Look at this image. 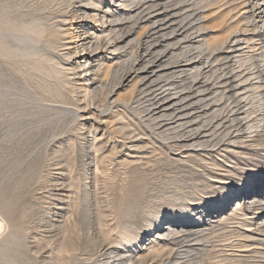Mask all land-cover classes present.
<instances>
[{"label":"rangeland","instance_id":"rangeland-1","mask_svg":"<svg viewBox=\"0 0 264 264\" xmlns=\"http://www.w3.org/2000/svg\"><path fill=\"white\" fill-rule=\"evenodd\" d=\"M2 1L0 0L2 9L8 8L9 4L14 6L15 10L12 8V12L9 13L15 20L18 19V15H25L29 11L28 7H32L33 10L43 9L45 13L47 12L46 14H49L51 10L50 14L46 15L49 18L53 17L51 19L53 21L50 22L52 24L62 22V29L67 30V23L62 17L69 12L70 3L78 0ZM102 1L107 2L108 0ZM83 2L88 3V0H83ZM254 4L251 3L249 9L253 17L255 15L253 20L257 24L256 30L264 34V17L258 10L262 7L261 1ZM57 15L58 17H56ZM89 23L94 25L92 21ZM214 39L220 38L218 36L210 37V40ZM262 39V46H264V35ZM135 40L136 38L133 36L128 40L129 42H126L128 52L133 47ZM68 41L70 40L62 41L58 51H53L58 55V58L61 57L59 61L65 68L64 82L56 79L44 83V85L37 83L27 77L28 70L23 68L18 71L16 65H8L0 57V74L2 75H0V219L4 225L0 231V264H100V261L105 258L102 255L106 249L112 247L138 255L141 251L149 248L150 242L154 241L152 237V239H144L148 232L146 229L149 221L159 219L160 215L157 213L161 210L179 211V208L175 206L183 204V196L193 192V188L196 190L204 186L203 182L197 180L201 179L199 174L208 179L211 172L229 175L231 173L228 170L232 168L233 171L236 170L232 173L235 176V182H237L235 185H250L249 190L252 191L243 197V203H245V199L247 200L244 205L245 209H249L253 200L261 199V204L257 205L261 211L256 213L255 210L249 209L248 212L253 213L250 217H256L251 222L253 224L251 230L256 238H261L260 240L264 244L262 232L264 230V58L261 60V51L244 49L242 54L240 53V55H244L242 58L246 61L243 68L246 78L233 79L236 80L234 85L241 87L239 90L232 91L233 89L223 84L220 85L219 77L222 76L223 69L218 68L219 72L215 67L221 66L222 63L212 64L211 69L217 70L216 74L213 73L214 71L213 74H207L211 69L202 72L201 78L204 77L203 80L208 81V85L207 83H198L199 73L195 69L193 71L197 70L195 73L198 74H194L192 71L188 76L190 79L188 82L186 81L188 79H185V82L170 77L169 80L163 78V81H157L158 84L150 83V81V84H147L148 81H146L138 87L131 83L119 88L116 87L117 77L115 76L117 75L113 74L118 70L116 65L119 64L115 57H119L122 51L113 55L102 52L109 57L108 64L114 67H112V73H91L92 75L89 74V78L87 77L90 81L84 82L80 80L82 75L84 77L82 70H72L73 72L69 70V68L71 69L70 62L68 58H65V55L72 49L67 46ZM122 53L124 54V52ZM203 57H205L204 54ZM182 58V56H177L175 61H182ZM198 66V64L194 65L195 68ZM5 67L7 68L5 69ZM238 67L235 65V68ZM238 71L236 70V73ZM158 86L159 88L176 89L177 91L175 90L174 93L183 94L181 98L188 96L196 98L193 102L199 101L200 96V100L206 99L212 104L214 102L211 100L221 96V98H230L231 94H236V98L246 96L244 98H249L250 102L252 101V107L254 106V113L248 120V126H253V130L249 131L248 126L246 127L244 124L245 128H242L243 131L239 135L242 137L241 140L235 139L237 142H230V144L235 143L237 147L242 148L235 150L229 157L224 151L220 152L218 147L215 149L213 147L205 149L204 147L201 149L204 152H200L199 148L198 155L195 153L198 148L193 146L182 149L183 146L177 145L175 142V140H182L181 133L177 136L175 131L166 133L161 129V125L165 124L164 121L166 122L168 119L167 116L176 120L182 114L170 115L171 113H167L166 117L161 116L163 119L158 116V119L161 120L157 119L155 122V116L148 110L152 106L150 102L152 103L151 99ZM81 88L87 89V92L81 91ZM115 88L116 91L112 93ZM219 91L224 92L225 95H220ZM195 92L198 93L195 94ZM198 94L200 95L198 96ZM86 99H89V102ZM227 114L228 112L224 113V115ZM243 117L245 116L241 115L240 118ZM185 122L188 120L185 119ZM197 127L194 125L193 128ZM224 143L228 144L225 141ZM189 151L191 152L187 154ZM206 152H209V155H206ZM204 157L208 159V162L203 161ZM212 157L222 166L214 167L212 160L210 161ZM204 191L208 194L205 196L206 199L209 196L211 198L215 196L213 194L215 192L211 189H204ZM224 192L227 190L223 191L219 188L216 194L221 196ZM215 199L222 201L224 198ZM241 199L242 196L233 198L224 210L217 214L211 213L212 215L205 217V221H209L210 218L212 220L217 218L216 220L220 221L224 220L223 218L228 214H234L233 208H237L234 201ZM211 209L212 207L207 208V210ZM174 215L176 216V214ZM174 215L169 216L172 218L171 222ZM241 217L239 216L238 219ZM82 218L83 220H81ZM236 226L239 225L233 223L226 231H232ZM241 228L244 227L241 226ZM128 232H134L136 236L141 237L138 243L131 245V249H125L121 245L124 235ZM213 244L214 249L217 250L219 245L226 243H220L217 238H212L208 248ZM256 247L252 246L251 249H256ZM259 248L264 250V246ZM220 249L222 248L220 247ZM208 253V251H202L199 259L204 260L203 262L207 261L210 254ZM250 256H253L254 263H264V255L252 253ZM217 263L220 264L219 261H215L213 264Z\"/></svg>","mask_w":264,"mask_h":264},{"label":"bare ground","instance_id":"bare-ground-1","mask_svg":"<svg viewBox=\"0 0 264 264\" xmlns=\"http://www.w3.org/2000/svg\"><path fill=\"white\" fill-rule=\"evenodd\" d=\"M78 1L73 3L68 1L70 3V10L65 14L66 16L62 17L64 18V22L66 21L65 23H67V30L62 29V22H54L55 24L51 23L53 17L49 18V16H46L50 14L51 10L49 11V14H46L47 12L45 13L43 9L36 8L33 10L32 7H28L29 11H27L25 15H18L19 17L16 15L18 19L15 20L9 13L12 12L14 6H10L9 3L8 8L5 6L6 9H2L0 6V57L4 59V61H6L5 63L8 65H16L18 71L23 68H25L26 71L28 70L27 77L37 83H43L44 85V83L55 81L56 79L57 81L61 80V82H64V77L66 75L65 68H63V64L59 61V58L61 57L58 58V55L53 51L61 46L62 41L64 42V40L69 39L70 41H68L67 46H70L69 49L72 50L66 55L63 54L70 62L71 69L69 68V70H82L84 77L82 75V79L80 80L84 82L90 81L88 75L91 73H112L111 71L114 67L108 64L110 59L102 52L113 55L122 51L124 54L120 52V56L115 57L119 61V64H115L118 70H115L116 73L113 74L117 75L115 76L117 77L116 87L120 88L131 83H133L135 87H138L141 83L146 81H148L147 84H150L151 82L156 83L163 78L168 79L170 77L185 81L195 69H197L199 73L198 79L196 78L198 83L206 84L208 81H204V77L201 78L203 76L202 72L206 71V69L210 70L213 63H222L220 64L221 66L215 67L217 70L218 68L223 69L222 76L219 77V80H221L220 85L223 84L224 86L233 89L232 91L241 88H239V85H234L236 80L233 79L241 77L246 78L243 69L246 61L242 58L244 55H240V53L242 54L244 49L253 51L260 50L261 60L264 58V46H262V37L264 34H261L256 30L257 24L253 20L255 15L253 17V14H251L249 9L251 3L258 4L259 1H261L262 7L258 10H260V14L264 17V0H108L107 2L102 0H88V3H84L83 0ZM59 9H61V7H59ZM13 10H15V8H13ZM56 17H58V15ZM55 19L56 18H54V20ZM89 21H92L94 25H91ZM133 36H135L136 40L133 47H131V50L128 52V48L126 50V42ZM214 36H218L220 39L210 40V37ZM203 54L205 57H203ZM177 56H182L183 60L175 61ZM197 64L199 66L195 68L194 65ZM205 65L208 66L206 67ZM235 65H238L239 67L235 68ZM6 68L7 67H5V69ZM217 70L213 68L207 74H211L213 71V73L216 74ZM236 70H239L238 73H236ZM195 72L193 71L194 74H198ZM189 80L190 79L186 81L188 82ZM76 89L78 88L76 87ZM84 90L85 89H82L81 91L84 92ZM113 90L112 93L116 91V88L114 91ZM175 90L176 89H172L171 87L159 88L158 86V89L156 90L157 93L155 91V95L151 99L152 103L150 102L152 106L150 109L148 108V110H150V113L155 116V122L158 119V116L164 118L167 116V113H171L170 115L178 113L182 114V116H178L179 118L177 117L178 119L176 120H174V118L170 119L171 116H167L169 119H167V121L169 122L166 123L167 121L165 122L163 120L165 124L161 125L163 132L167 133L175 131L174 133H176L177 136L180 133L182 134V136L180 135V138H182L181 141L175 140L177 145L181 144L183 146L181 147L182 149L188 146L198 148V151H195L196 155H198L197 152H199V148L200 152H204L201 150L204 147L205 149L208 147H213L214 149L218 147V150L227 153L228 157L238 148H242L237 147L235 143L232 145L230 142H237L236 140L242 138L239 136L243 131L242 128L248 126V120L251 118V114L254 113V106L252 107V101L250 102L249 98H244L246 96H243V98H236V94H231L230 98H221L222 96L220 98H214L211 100V102H214V104H212L210 101H206V99L200 100V96L199 101L193 102L196 98H193L192 96V98H189V96L181 98L183 94L180 92L174 93ZM197 93L195 92V94ZM195 94L194 96H196ZM221 94L225 95L224 92H220V95ZM199 95L200 94H198V96ZM226 112H228V114L224 115ZM67 113L70 112L67 111ZM241 115H244L245 117L240 118ZM153 116H151V118ZM162 117L161 119H163ZM185 119H187L188 122H185ZM194 125L198 127L193 128ZM252 128L253 126H248L249 131ZM233 139L236 140L232 141ZM224 141L228 144H223ZM190 152L191 151L187 152V154ZM205 154L209 155V152H206ZM211 160L214 167L219 165L222 166L216 162L213 157L210 161ZM203 161L208 162V159L204 157ZM235 171H233V168L229 169L228 172L231 173L229 175H219L218 173L215 174L210 171L211 173L208 176V179H206L207 177H204V175L199 174L201 179L197 180L203 182L204 186L201 189L197 188L196 190L193 188V192L183 196V204H176L177 206H175L176 208H179V211L164 209L157 213L160 215L159 219H155L151 222L149 221L146 229L148 232L144 236L145 240L151 237L154 238V241L150 242L149 248L145 249V251H141L138 255L135 254V256L133 253H130V251H125L121 248L112 247L109 249L107 247L108 249H106L104 254H101L105 258L101 260V256L100 264H213L215 261H219L220 264H256L252 261L253 256H250V254L256 253L257 255H264V250L259 248L264 246V244L261 242V238H256L253 230H251L253 226L251 222L254 221L256 217H250L253 213L248 212V210L253 209L256 213H259L261 209L258 208L259 206L257 207V205L261 202V199L256 200L254 198L255 200H253L249 209H245L244 205L247 200L245 199V203H243V197L247 194L249 195L252 191L249 190L250 185H235L237 182H235V176L232 174ZM211 178L213 179L210 180ZM219 188L223 189V191L227 190V192H224L223 195L220 196L219 194H216ZM204 189L213 190L215 196H212V198L209 196L206 199L205 196L208 194ZM231 194L235 195L230 196ZM239 196H242V199L234 201V204L235 202L237 204V206L234 205L237 208H233L235 211V213L233 211L234 214H228L223 218L224 220L220 221H217V218L213 220L210 218L209 221H205V217L217 214L221 210H224L233 198ZM219 197H223L224 199L222 201L215 199ZM209 207H212V209L207 210ZM173 213L176 214V216ZM172 215H174V217L171 222L172 218L169 216ZM239 216L242 217L238 219ZM81 220H83V218ZM233 223H236L239 226H236L232 231H226L229 229V225ZM241 226L245 229L241 228ZM3 227L4 225L0 219V231ZM208 227L209 229H207ZM222 231L223 233H220ZM129 232L124 235L122 239L123 242L121 241V245L125 249H131V245L138 243L141 238L136 236L134 232ZM262 232L264 236V230ZM212 238H217L220 243L226 244L219 245V247H217L219 249L217 250L214 249V244L208 248ZM252 246L257 247L256 249H251ZM220 247L222 249H220ZM202 251H208L210 253H208L209 255L207 254L209 258L208 260L205 259L207 260L205 262H203L204 260L199 259V255ZM258 264L264 263L262 262Z\"/></svg>","mask_w":264,"mask_h":264}]
</instances>
